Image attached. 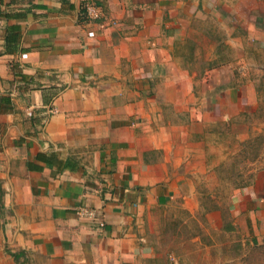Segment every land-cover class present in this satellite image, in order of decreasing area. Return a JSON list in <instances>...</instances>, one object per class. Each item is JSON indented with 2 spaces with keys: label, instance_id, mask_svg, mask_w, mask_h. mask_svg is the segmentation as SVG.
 <instances>
[{
  "label": "crops",
  "instance_id": "0c3cea01",
  "mask_svg": "<svg viewBox=\"0 0 264 264\" xmlns=\"http://www.w3.org/2000/svg\"><path fill=\"white\" fill-rule=\"evenodd\" d=\"M83 1L0 0V264H140L156 210L201 209L212 134L259 101L236 70L264 0H98L96 21ZM217 24L234 55L198 73L195 34ZM252 172L228 227L264 244Z\"/></svg>",
  "mask_w": 264,
  "mask_h": 264
},
{
  "label": "rangeland",
  "instance_id": "374dc122",
  "mask_svg": "<svg viewBox=\"0 0 264 264\" xmlns=\"http://www.w3.org/2000/svg\"><path fill=\"white\" fill-rule=\"evenodd\" d=\"M211 29L210 33L195 34L192 47L198 73L204 71L201 66L213 67L234 55L229 33L219 24ZM239 34L244 37L243 59L236 73L242 71L241 76L254 83L258 104L247 107L225 126L221 137L212 134V166L209 180L201 183V209L195 214L185 209H157L161 224L158 232H148L147 253L151 256L140 264H264V244L228 227L233 225L230 205L234 189L248 183L256 164L264 161V34L254 40L248 39L247 33ZM220 206L223 228H219V218L209 223L205 213Z\"/></svg>",
  "mask_w": 264,
  "mask_h": 264
},
{
  "label": "built area",
  "instance_id": "2783aa9c",
  "mask_svg": "<svg viewBox=\"0 0 264 264\" xmlns=\"http://www.w3.org/2000/svg\"><path fill=\"white\" fill-rule=\"evenodd\" d=\"M83 8L86 17L89 20H98L103 17V11L101 9L100 4L98 3V0H84L83 1ZM79 214L83 217L87 218H94L96 217V213L93 209L88 208H81L79 211Z\"/></svg>",
  "mask_w": 264,
  "mask_h": 264
}]
</instances>
